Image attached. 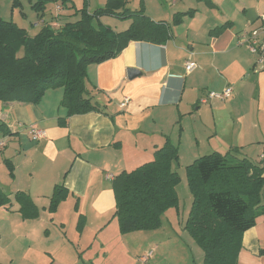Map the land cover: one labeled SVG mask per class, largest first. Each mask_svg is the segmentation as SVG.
<instances>
[{
  "label": "crops",
  "instance_id": "obj_1",
  "mask_svg": "<svg viewBox=\"0 0 264 264\" xmlns=\"http://www.w3.org/2000/svg\"><path fill=\"white\" fill-rule=\"evenodd\" d=\"M92 1L96 8L107 2L73 4L80 9L87 3L91 10ZM127 6L143 8L151 20L164 23L170 37L162 44L130 41L118 57L89 65L87 98L95 110L67 118L63 88L46 91L38 104L0 101V138L6 141L0 152V189L8 198L0 205V264H71L74 247L111 251L134 237L146 240L139 262L147 256V264H159L161 243L173 241V233L158 229L120 236L112 182L153 161L168 140L179 149L181 167L234 148L244 157L255 155L254 162L264 166V66L238 44L239 34L260 25L264 0H128ZM57 11L74 12L59 5ZM100 21L118 33L131 25L114 17ZM189 61L196 68L188 73ZM130 69L140 74L129 79ZM227 88L233 90L231 98L201 103L209 92ZM125 98L130 101L121 107ZM60 118H67L65 126ZM33 130L43 136L35 140ZM62 184L69 194L51 213L55 187ZM18 194L28 197L37 212L29 211L37 217L24 218ZM261 197L264 205V192ZM263 250L260 215L242 237L238 264H264Z\"/></svg>",
  "mask_w": 264,
  "mask_h": 264
},
{
  "label": "trees",
  "instance_id": "obj_2",
  "mask_svg": "<svg viewBox=\"0 0 264 264\" xmlns=\"http://www.w3.org/2000/svg\"><path fill=\"white\" fill-rule=\"evenodd\" d=\"M50 1L61 2L64 10L74 12L58 15L54 23H43L35 35L0 17V101L4 104H38L46 91L63 88L61 106L67 109V118L89 113L96 109L87 98L89 65L118 57L130 41L162 44L170 37L164 23L151 20L143 8L131 10L128 0H107L93 14L87 3L77 9L73 0H37L33 9L40 18ZM14 5H19L18 0ZM102 17L131 20V25L118 33L102 24ZM67 118H60L59 124L65 126ZM240 151L205 155L186 167L193 199L185 229L203 251V264H238L244 233L264 215V166ZM178 165L179 149L168 140L154 153L153 161L114 178L113 217L122 234L162 227L164 214L178 207ZM68 194L63 184L57 185L49 211L55 213ZM17 198L24 218L38 216L30 213L28 207L36 208L27 196L18 194ZM7 201L0 189V205ZM83 221L81 217L79 229Z\"/></svg>",
  "mask_w": 264,
  "mask_h": 264
},
{
  "label": "rangeland",
  "instance_id": "obj_3",
  "mask_svg": "<svg viewBox=\"0 0 264 264\" xmlns=\"http://www.w3.org/2000/svg\"><path fill=\"white\" fill-rule=\"evenodd\" d=\"M14 1L15 0H0V17L4 22L15 23L18 27L27 30L30 35H35L39 32L41 23H54L59 15L57 5L62 6L61 2H48L45 5V14L40 18L38 12L33 9V5L36 4L37 0H18L19 5H14ZM95 4L96 3L92 1L91 10L88 9L89 13L93 14L98 9L96 8L98 5ZM101 23L106 25L105 22L101 21ZM121 26L118 28L119 30L122 29ZM112 30H114V26ZM243 154L254 162L255 155L248 153ZM175 169L180 176V183L177 187L179 197L178 207H173L164 214L162 218V227L160 228L162 230L167 229L168 234L172 232L173 241L167 240L161 243V245L163 243L164 245L160 248L155 261L158 260L159 264H203V251L196 244L190 233L184 228L190 215L193 199L188 184L186 167L178 165ZM263 192L264 188L261 193ZM76 207L77 205L75 208ZM116 222L117 220L115 219V224ZM91 225V223L86 224V226L90 228ZM116 226L118 227L117 224ZM160 232L163 234L164 231ZM132 233L134 234V232ZM129 234L130 233H119L120 236H128ZM70 237L73 236L71 235ZM166 238H168V236ZM145 241L144 238H142L141 241L139 237H134V240L128 239V244L114 250L111 249V251H97L92 249L81 252L78 251V248L74 247V249L69 250V258L72 259L71 264L75 262H78V264H147L139 262L138 259V255L145 253L144 251L147 246H143L141 243ZM164 254L168 257L167 262L163 260ZM154 263L156 264L157 262ZM28 264L34 263L29 262Z\"/></svg>",
  "mask_w": 264,
  "mask_h": 264
},
{
  "label": "built area",
  "instance_id": "obj_4",
  "mask_svg": "<svg viewBox=\"0 0 264 264\" xmlns=\"http://www.w3.org/2000/svg\"><path fill=\"white\" fill-rule=\"evenodd\" d=\"M173 1V0H172ZM260 25L251 32H243L239 34V42L240 46H246L249 51L257 56V65L260 68L264 66V14L260 16ZM196 68V64L194 62L186 63V71L192 72ZM233 95L232 88H227L221 92H209L206 97L201 99V103L206 104L209 101L217 100V101H225L226 99L231 98ZM130 101L129 98H125L124 103L121 104V107H124ZM34 139H39L43 136V133L40 131L33 130ZM6 147V141L3 138H0V152L4 150ZM151 256V254H149ZM147 256L142 258V261L148 262Z\"/></svg>",
  "mask_w": 264,
  "mask_h": 264
},
{
  "label": "water",
  "instance_id": "obj_5",
  "mask_svg": "<svg viewBox=\"0 0 264 264\" xmlns=\"http://www.w3.org/2000/svg\"><path fill=\"white\" fill-rule=\"evenodd\" d=\"M140 72L136 69H130L128 70V77L129 79H133L134 77L138 76Z\"/></svg>",
  "mask_w": 264,
  "mask_h": 264
}]
</instances>
